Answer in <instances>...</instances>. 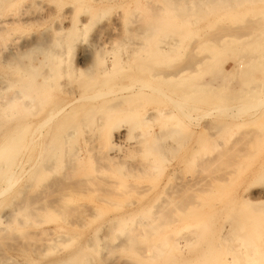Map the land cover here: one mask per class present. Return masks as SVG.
<instances>
[{
    "label": "rangeland",
    "instance_id": "1",
    "mask_svg": "<svg viewBox=\"0 0 264 264\" xmlns=\"http://www.w3.org/2000/svg\"><path fill=\"white\" fill-rule=\"evenodd\" d=\"M185 6V0L0 5V106L38 72L33 57L41 54L32 45L60 52L38 115L20 103L11 115L0 110V148L12 150L0 156V190L7 177L12 186L0 196V264H205L209 241L232 221L240 191L264 156V104L249 106L264 98V35L248 47L241 39L216 45L209 41L214 34L246 29L249 16L202 13L194 22ZM161 46L168 48L153 51ZM78 67L87 71L77 74ZM186 67L178 77L164 74ZM134 84L163 93H109ZM81 95L93 97L44 128L39 161L54 152L57 170L41 178L43 171L30 169L33 156L27 161L39 149L32 121ZM117 103L119 109H109ZM148 115L154 117L146 123ZM172 128L164 140L173 148L145 150L146 138ZM121 129L116 159L108 161L107 140ZM242 149L249 158L240 157ZM70 157L78 161L65 176ZM23 205L34 214L20 226L8 214Z\"/></svg>",
    "mask_w": 264,
    "mask_h": 264
},
{
    "label": "bare ground",
    "instance_id": "2",
    "mask_svg": "<svg viewBox=\"0 0 264 264\" xmlns=\"http://www.w3.org/2000/svg\"><path fill=\"white\" fill-rule=\"evenodd\" d=\"M186 8L185 12L187 16H189L194 22H199V18L201 15L210 16L214 13H223L231 11H242V15H248L247 28L242 29H226L224 32L219 34H214L212 38H210V42L216 45H223L230 40L241 39L246 43L244 47L251 46L257 42H259L260 38L264 35V9L258 7L260 3L264 0H185ZM10 2V0H0V5L4 6L6 3ZM203 13V14H202ZM173 26V25H171ZM201 37V36H200ZM162 41V40H160ZM238 42V40H236ZM234 42V41H232ZM233 45H228L224 48L230 49ZM168 46H161L159 49H154V52L165 51ZM32 53L39 51L41 56L33 57L34 60H37L36 68L38 72L36 75L32 74V79L30 83L25 87L24 90H19L15 95L10 98L9 103L1 104L0 110L2 114L11 115L10 112L13 111V107H16L20 103L21 110H27L31 113L32 116L38 115V111L41 108V103L44 98L43 90L46 85L50 83L53 76L50 73L51 65H55L59 63L60 60V52L54 50L50 46H46V44H34L30 49ZM147 51V50H146ZM149 51V50H148ZM106 61L102 60L104 64ZM111 67L107 66L104 68V72L110 71ZM186 68H182L177 72H166L164 73L167 78L178 77L182 75ZM75 73H81L87 70H81V68H75ZM199 71V70H198ZM163 93L160 89L153 86L146 85H129L123 86L109 93L117 94L118 98H125L130 94H139V93ZM109 93H105L107 95ZM110 94V95H111ZM164 96L172 98L167 92L164 93ZM93 96L89 95H81L72 99L71 101L61 105L60 107L54 109L49 115L38 121H32V130H31V141L37 143L39 145V149L35 152L30 153V157L28 160H31L32 163L30 165V169H36V173L42 172L43 174L41 178L45 177L49 172H55L57 170L56 165V155L49 153L50 156H46L43 163H40V159L43 154V149L40 150V147L44 143L45 136V126L47 123L51 121H55L54 119L62 116L67 108L72 106L75 102L92 98ZM97 97H100L98 95ZM102 97V95H101ZM176 105L179 108H182L183 103L174 100ZM122 103H117L113 105H109V109L117 110L119 109ZM264 104V98L259 100L258 102H254L249 104L252 107H259ZM250 108V107H249ZM183 113L188 116L190 114L189 111L183 110ZM173 111H168L165 113L166 116H171ZM154 115H148L147 120L144 121L147 123L150 119H153ZM97 121L100 120V117H97ZM30 124V123H29ZM125 129H121L120 132L115 135V139L107 140V152H108V161H115L116 154L114 153L116 150L117 138L124 136L123 134ZM123 132V133H122ZM174 132V128L167 129L162 133H157L154 136H149L144 141L145 150L148 152L158 151L162 154L167 152L169 149L173 148V145L169 142L167 143L164 139ZM233 138V136H232ZM11 141V140H10ZM12 146L14 141L8 142ZM7 146V145H6ZM2 150L0 148V156L6 154L11 155L12 150L11 147H7L8 150ZM59 148V147H57ZM250 152L246 149H242L239 151L240 157L249 158ZM76 155V153H75ZM77 157L66 158L63 161V167L65 169V176L68 174V170H75L73 168L75 164V159ZM115 158V159H114ZM39 161V162H38ZM78 161V159H76ZM20 162H25V160L21 157L19 159L18 164ZM41 166H39L40 164ZM147 167V166H146ZM40 168L38 171L37 169ZM142 170V167L139 168ZM12 171V170H11ZM10 168H9V172ZM132 173V172H131ZM134 173V172H133ZM132 173V174H133ZM10 176V175H9ZM49 180V178H48ZM7 181L8 186L3 187L0 190V196L5 194L12 186H11V177H7L5 179ZM49 184V183H48ZM48 185H45L47 188ZM28 207V206H27ZM26 206H20L15 208L8 214V218L11 222H17L18 225L22 226L26 224L29 217L33 216V212L28 211L30 214L25 213L27 209ZM26 209V210H25ZM31 209V208H30ZM234 216L232 217L231 222L224 223L222 225L221 231L216 237V240L211 239L209 241L208 250L206 252V262L205 264H264V156H262L257 164L256 173L253 176V180L250 183H245L242 187L239 194V208L234 212ZM211 230V227L209 226Z\"/></svg>",
    "mask_w": 264,
    "mask_h": 264
}]
</instances>
